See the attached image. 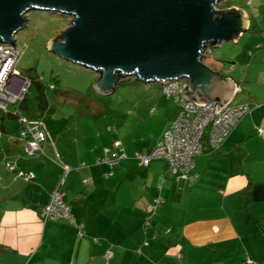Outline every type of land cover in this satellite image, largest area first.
<instances>
[{
  "label": "crops",
  "instance_id": "crops-1",
  "mask_svg": "<svg viewBox=\"0 0 264 264\" xmlns=\"http://www.w3.org/2000/svg\"><path fill=\"white\" fill-rule=\"evenodd\" d=\"M257 61L248 63L245 78H228L246 92L238 104L259 106L240 121L220 151L198 156L189 178L180 182L165 160L146 168L137 158L153 150L176 113L174 100L165 93L164 118L150 140L126 132L114 142H97L85 124L75 137L66 138V126L54 124L46 127L50 138L42 151L28 154L20 132L15 135L4 120L0 264H106L108 250L113 252L109 264H244L247 259L264 264V138L259 132L264 130V70L250 71ZM131 114L132 128L146 120L139 110ZM117 141L126 154L121 164H97L104 149ZM13 167L30 172L32 180L24 181ZM58 187L84 226L83 236L65 221L44 220L43 209ZM159 197L164 204L150 216L145 208Z\"/></svg>",
  "mask_w": 264,
  "mask_h": 264
},
{
  "label": "water",
  "instance_id": "water-1",
  "mask_svg": "<svg viewBox=\"0 0 264 264\" xmlns=\"http://www.w3.org/2000/svg\"><path fill=\"white\" fill-rule=\"evenodd\" d=\"M222 0H0V43L16 46L30 11L72 17L48 50L99 74L94 89L112 93L123 79L163 84L185 79L187 97L214 112L236 95V83L204 60L211 47L237 43L250 19ZM215 115V113H214Z\"/></svg>",
  "mask_w": 264,
  "mask_h": 264
},
{
  "label": "rangeland",
  "instance_id": "rangeland-1",
  "mask_svg": "<svg viewBox=\"0 0 264 264\" xmlns=\"http://www.w3.org/2000/svg\"><path fill=\"white\" fill-rule=\"evenodd\" d=\"M233 8L248 14L250 31L244 32L237 43L222 42L219 47H211L210 55L204 62L209 66H218L224 78L232 76L240 80V76L245 78L250 67L248 63L253 58L258 61L250 71L257 73L264 70V0H222L217 6L218 10ZM26 18L25 28L16 37L21 51L19 67L23 74L33 70L43 81L54 83L59 88L48 91L50 106L43 119L46 127L54 124L65 125L64 136L71 138L79 134L83 129L82 124H85L90 132L88 136L97 142L106 139L114 142L124 138L126 132L138 136V139L148 135L150 140L151 136L158 133L156 130L164 118L160 108L166 104L162 98L165 94L161 84L144 83L134 78L122 79L112 93L101 95L93 86L99 74L61 59L48 50L49 42L70 26L72 17L33 10ZM234 66L236 67L233 70ZM245 93L237 94L234 104H238ZM165 98L168 101L169 98ZM138 110L139 115H146V120L132 128L128 121L133 119L131 113L134 115ZM5 120L12 132L19 135L21 121L8 117ZM1 124L0 117V128ZM139 145L143 146L142 143ZM173 179L175 180L174 177Z\"/></svg>",
  "mask_w": 264,
  "mask_h": 264
},
{
  "label": "built area",
  "instance_id": "built-area-1",
  "mask_svg": "<svg viewBox=\"0 0 264 264\" xmlns=\"http://www.w3.org/2000/svg\"><path fill=\"white\" fill-rule=\"evenodd\" d=\"M20 59L21 51L17 39L16 46L0 43V111L4 113H18L17 105L24 100L31 85L29 78L19 67ZM162 86L163 92L176 104V115L163 132L156 147L149 154H137V158L146 168L154 161L165 160L168 172L177 182L189 178V173L194 168L195 159L198 156L207 152L220 151L240 121L259 106L258 104H234V97L214 112L211 104L197 103L186 96L189 87L187 80L167 81ZM240 92L241 88L236 87V94ZM20 121V138L27 143V153L41 152L42 145L50 138L45 123L42 120L30 121L25 117H21ZM259 132L264 138V130L260 129ZM206 137L207 145L204 141ZM125 158V149L122 143L117 141L112 147L104 149L103 155L97 158L96 163L113 168L121 164ZM13 168L24 181L32 180L33 175L30 172ZM66 172H68L67 168ZM63 182L64 178L61 179V183ZM162 204L164 199L156 198L152 204L146 206L145 210L150 216H154ZM43 217L45 221H65L77 228L79 236L85 234L84 226L72 215L71 207L64 201L59 187L51 194L49 203L44 207ZM146 226H150L149 220ZM148 245V242L144 244V246ZM112 257L113 252L108 250L107 264ZM244 264L256 263L247 259Z\"/></svg>",
  "mask_w": 264,
  "mask_h": 264
},
{
  "label": "trees",
  "instance_id": "trees-1",
  "mask_svg": "<svg viewBox=\"0 0 264 264\" xmlns=\"http://www.w3.org/2000/svg\"><path fill=\"white\" fill-rule=\"evenodd\" d=\"M25 75L29 78L31 83L28 93L26 94L24 100L17 105V114H14L12 112L4 113L3 111H0V117L2 119V131L7 128V126L3 123V121L7 117L9 119L19 120L21 117H25L30 121H43V118L46 115L47 110L50 106L48 91L59 89L56 84L46 83L45 81H43L41 76L37 73H34L33 70H30L29 73ZM119 78L123 79L122 76H119ZM204 141L205 145H207V137L204 139ZM262 226L264 228V225Z\"/></svg>",
  "mask_w": 264,
  "mask_h": 264
}]
</instances>
